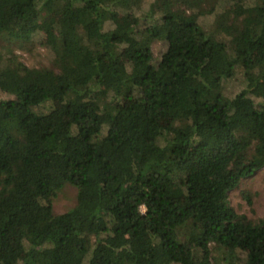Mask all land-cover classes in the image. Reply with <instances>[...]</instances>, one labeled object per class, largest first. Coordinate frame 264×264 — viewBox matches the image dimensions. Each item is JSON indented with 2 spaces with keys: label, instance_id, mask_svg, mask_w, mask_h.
Here are the masks:
<instances>
[{
  "label": "trees",
  "instance_id": "16d2710c",
  "mask_svg": "<svg viewBox=\"0 0 264 264\" xmlns=\"http://www.w3.org/2000/svg\"><path fill=\"white\" fill-rule=\"evenodd\" d=\"M0 42V264H264L228 199L264 169V0H0Z\"/></svg>",
  "mask_w": 264,
  "mask_h": 264
},
{
  "label": "rangeland",
  "instance_id": "374dc122",
  "mask_svg": "<svg viewBox=\"0 0 264 264\" xmlns=\"http://www.w3.org/2000/svg\"><path fill=\"white\" fill-rule=\"evenodd\" d=\"M122 16L121 19L124 18ZM126 17V16H125ZM50 20L45 19L44 22L40 25L41 30L32 38L33 45H19L13 51L16 57L19 58V61L25 65L40 67L47 66L50 64L51 57L49 53L40 46L41 43L45 42V33L48 30V25ZM141 25L144 26V22H141ZM2 46L3 43L0 42ZM163 45L161 43H156L153 46V52L155 57L158 58L160 52L163 50ZM3 48L0 47V52ZM235 87V84H229L228 90H232ZM240 86L235 87L232 92L239 93ZM8 97L3 92L0 91V101L7 100ZM242 194H246L251 197V204L248 205L246 200L241 198ZM75 195L76 189L72 186H65L52 201L53 212L55 214H62L68 209L72 208L75 205ZM230 205L235 209L239 214L245 215L252 221L264 218V169H260L253 176L243 179L240 182V185L237 189L229 193L228 196ZM144 212V209H141ZM242 256V254H238Z\"/></svg>",
  "mask_w": 264,
  "mask_h": 264
}]
</instances>
